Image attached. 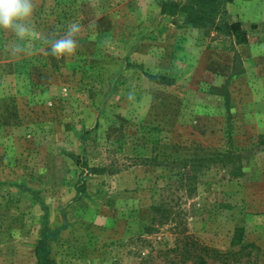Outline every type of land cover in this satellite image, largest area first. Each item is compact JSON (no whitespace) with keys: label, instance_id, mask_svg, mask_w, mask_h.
I'll list each match as a JSON object with an SVG mask.
<instances>
[{"label":"rangeland","instance_id":"obj_1","mask_svg":"<svg viewBox=\"0 0 264 264\" xmlns=\"http://www.w3.org/2000/svg\"><path fill=\"white\" fill-rule=\"evenodd\" d=\"M161 1L35 0L30 40L0 31V264H37L44 210L28 189L50 230L66 219L47 241L55 264H138L184 228L220 251L241 228L252 247L240 264H264V0L226 3L246 32L239 45L161 14ZM71 22L78 48L57 60L41 37ZM14 43L27 51L13 56ZM224 83L227 104L210 94ZM230 149L241 174L216 162L191 196L178 188V162ZM68 153L100 169L79 197ZM161 201L178 227L147 235Z\"/></svg>","mask_w":264,"mask_h":264},{"label":"trees","instance_id":"obj_2","mask_svg":"<svg viewBox=\"0 0 264 264\" xmlns=\"http://www.w3.org/2000/svg\"><path fill=\"white\" fill-rule=\"evenodd\" d=\"M227 2L231 0H185L179 3L173 0H162L160 2V13L172 18L182 16L184 24L200 28L205 36L215 33L230 38L234 45L243 44L247 41L246 32L243 30L240 22L230 21L229 14L225 8ZM149 80L170 84L171 80L167 76H152L147 74ZM226 83L224 85L210 88V94L222 95L227 104L229 94L227 92ZM216 91V92H215ZM67 156L74 162V165L79 169L75 190L77 197L85 192L86 177L90 173H99L100 169L87 166V160L82 154L68 153ZM240 154L228 150L219 156L212 157H192L184 158L179 164L177 172L179 189L184 188L185 192L191 196L196 188V181L204 170L209 168V164L221 163L222 167L231 166L229 173L232 176L241 174ZM28 189V188H27ZM33 197H35L44 210L43 227L41 238L35 247V256L37 264H55L49 258L47 249V241L53 238L59 230L65 226L66 219L63 217L64 223L50 230L47 225L48 208L44 202L38 198L37 192L28 189ZM169 205V202L161 201L157 205L151 207L153 220L150 224L144 226V233L151 235L158 230L156 225H164L173 223V226L178 227L175 216L177 212ZM242 229L235 228L234 234L230 241V247L225 251L217 250L216 248L204 243L200 238L192 233L186 232V229L176 230L173 245L170 247L159 248L156 255L151 252L141 256L138 264H240L243 258L250 255L251 244L242 242ZM159 262H155V260ZM252 264H257L256 262Z\"/></svg>","mask_w":264,"mask_h":264},{"label":"clouds","instance_id":"obj_3","mask_svg":"<svg viewBox=\"0 0 264 264\" xmlns=\"http://www.w3.org/2000/svg\"><path fill=\"white\" fill-rule=\"evenodd\" d=\"M35 0H0V31L13 35L17 41L30 40L35 34L34 13L36 10ZM81 32L78 22H71L65 34L56 38L42 36L43 42L48 45L47 54L56 58L71 57L75 54L78 44L76 36ZM13 56L27 51L23 43H14L9 49Z\"/></svg>","mask_w":264,"mask_h":264}]
</instances>
